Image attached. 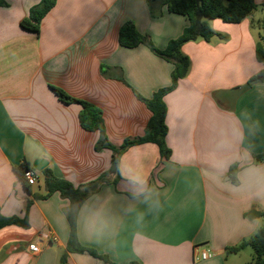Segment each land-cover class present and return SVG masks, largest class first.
<instances>
[{
  "label": "crops",
  "instance_id": "crops-1",
  "mask_svg": "<svg viewBox=\"0 0 264 264\" xmlns=\"http://www.w3.org/2000/svg\"><path fill=\"white\" fill-rule=\"evenodd\" d=\"M0 1V213L28 221L0 229V264H59L67 251L71 200L60 192L44 197L43 171L34 186L15 171L38 158L76 187L108 173L76 219L80 244L107 259L76 252L69 264L251 262V248L228 250L263 226L264 175L248 170L264 166L255 161L264 153V84L252 85L233 112L220 107L215 93L264 69L254 25L264 10L240 23L214 19L213 29L226 39L183 45L190 70L164 97L169 159L144 143L128 148L112 173V151L96 150L100 132L84 130L80 104L59 101L52 87L99 107L112 145L143 136L152 113L138 95L151 98L170 86L174 65L146 44L121 46L120 29L132 22L163 50L188 18L161 4L153 17L149 0H57L35 34L21 21L41 0ZM233 165L237 183L229 177ZM252 210L260 215L250 219ZM32 242L38 254L29 250ZM203 250L212 257L200 259Z\"/></svg>",
  "mask_w": 264,
  "mask_h": 264
},
{
  "label": "trees",
  "instance_id": "trees-1",
  "mask_svg": "<svg viewBox=\"0 0 264 264\" xmlns=\"http://www.w3.org/2000/svg\"><path fill=\"white\" fill-rule=\"evenodd\" d=\"M56 2L57 0H41L39 5L31 8L28 16L21 21V26L27 31L38 34L43 18L54 8ZM4 4V2L0 1V6ZM148 4L153 17L160 16L161 12L156 8V5L161 4L162 6L165 5L169 12L187 17L189 25L178 38L169 41L167 47L163 50L158 49L146 35L141 34L132 22L124 23L120 29L119 43L121 46L133 48L140 44H146L153 53L174 65L172 84L170 86L159 89L151 98H144L138 95L139 99L144 101L152 113L143 136L135 139H126L119 147L112 145L107 138L102 111L99 107L91 102L74 98L62 89L52 87L59 101L65 104H80L79 121L81 127L86 131L100 132V139L96 144V150L103 148L111 150L113 165L119 164L121 156L128 148L144 143L156 144L159 147L161 157L169 159L171 150L166 145L168 133L166 117L168 108L164 97L177 87L179 80L186 77L190 70L191 61L182 52L183 45L187 42L198 40L210 42L216 36L226 39L225 35L219 34L213 29L211 25L212 20L221 19L227 23H240L252 16L258 9L255 0H149ZM262 9L264 10V4ZM254 25L261 30V32L259 31L256 43V55L260 62H264V16L256 21ZM247 83L251 86L264 84V69L250 78ZM255 161H264V153L256 155ZM29 168L32 167L27 161H24L20 166L15 168V171L24 180L23 173ZM238 170L239 168L233 165L229 171V177L234 183H237L236 175ZM43 175L47 187V194L44 197H49L55 192H60L62 196L71 200V206L67 214L70 222V237L67 251L61 255L59 264H69L68 254L76 252H88L93 256L106 260L107 258L98 254L96 250L86 248L80 244L77 237L76 219L80 206L106 182L108 173L78 187L67 180L55 177L49 168L43 171ZM119 179L121 178L117 172L114 182H117ZM36 198L41 197L36 196ZM9 225L28 227V221L26 218L21 219L17 216L5 217L0 213V229ZM246 247H250L253 250V259L247 264H264V227L259 228L248 240L243 241L236 247L230 248L228 251L236 253Z\"/></svg>",
  "mask_w": 264,
  "mask_h": 264
},
{
  "label": "water",
  "instance_id": "water-1",
  "mask_svg": "<svg viewBox=\"0 0 264 264\" xmlns=\"http://www.w3.org/2000/svg\"><path fill=\"white\" fill-rule=\"evenodd\" d=\"M251 85L250 84H244L238 88H235L233 90H228V91H218L215 93L216 99L220 107L223 109L233 112L236 109V104L238 99L246 93L250 89ZM49 165V162L46 158H38L34 160L33 162V168L36 169L39 172L44 171ZM118 169V164H114L112 167L111 172L116 173ZM260 215L259 212H256L255 210H252L249 213V218L254 219Z\"/></svg>",
  "mask_w": 264,
  "mask_h": 264
},
{
  "label": "built area",
  "instance_id": "built-area-1",
  "mask_svg": "<svg viewBox=\"0 0 264 264\" xmlns=\"http://www.w3.org/2000/svg\"><path fill=\"white\" fill-rule=\"evenodd\" d=\"M39 174L40 172L32 167V168L26 169L23 173V176L28 185L34 186L38 183ZM28 248L34 254H38L40 252V247L35 242L30 243ZM212 255L213 253L209 250H203L199 253L200 259L202 260L209 259L212 257Z\"/></svg>",
  "mask_w": 264,
  "mask_h": 264
},
{
  "label": "clouds",
  "instance_id": "clouds-1",
  "mask_svg": "<svg viewBox=\"0 0 264 264\" xmlns=\"http://www.w3.org/2000/svg\"><path fill=\"white\" fill-rule=\"evenodd\" d=\"M250 174H261L264 175V166L252 167L248 170ZM258 195H264V191L258 193Z\"/></svg>",
  "mask_w": 264,
  "mask_h": 264
},
{
  "label": "rangeland",
  "instance_id": "rangeland-1",
  "mask_svg": "<svg viewBox=\"0 0 264 264\" xmlns=\"http://www.w3.org/2000/svg\"><path fill=\"white\" fill-rule=\"evenodd\" d=\"M263 4H264V3H261V2L258 3V2H257L258 9H257V10L255 11V13H254V16H255L254 18H256L257 14L261 13L262 8H263ZM256 28H257L258 31L261 32V30L259 29V27L256 26ZM262 224H263L262 227H264V218H263ZM249 248H250V247H249ZM249 250H252V249H249Z\"/></svg>",
  "mask_w": 264,
  "mask_h": 264
}]
</instances>
